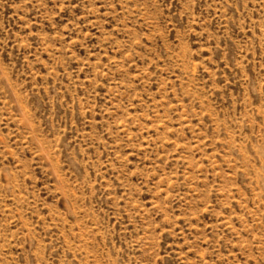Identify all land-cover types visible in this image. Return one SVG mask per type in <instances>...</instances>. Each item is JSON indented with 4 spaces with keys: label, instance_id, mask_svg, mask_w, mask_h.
<instances>
[{
    "label": "rangeland",
    "instance_id": "rangeland-1",
    "mask_svg": "<svg viewBox=\"0 0 264 264\" xmlns=\"http://www.w3.org/2000/svg\"><path fill=\"white\" fill-rule=\"evenodd\" d=\"M0 264H264V0H0Z\"/></svg>",
    "mask_w": 264,
    "mask_h": 264
}]
</instances>
